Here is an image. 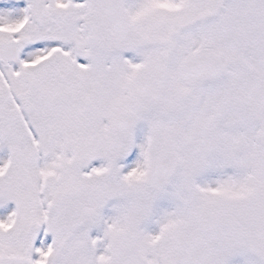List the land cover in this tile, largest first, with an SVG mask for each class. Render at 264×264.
Segmentation results:
<instances>
[{"label": "snow or ice", "instance_id": "snow-or-ice-1", "mask_svg": "<svg viewBox=\"0 0 264 264\" xmlns=\"http://www.w3.org/2000/svg\"><path fill=\"white\" fill-rule=\"evenodd\" d=\"M0 264H264V0H0Z\"/></svg>", "mask_w": 264, "mask_h": 264}]
</instances>
